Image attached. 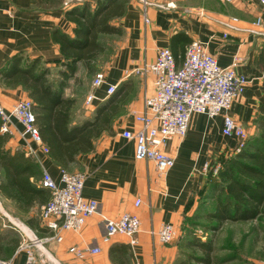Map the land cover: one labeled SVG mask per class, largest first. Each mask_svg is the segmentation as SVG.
Segmentation results:
<instances>
[{
  "label": "crops",
  "instance_id": "1",
  "mask_svg": "<svg viewBox=\"0 0 264 264\" xmlns=\"http://www.w3.org/2000/svg\"><path fill=\"white\" fill-rule=\"evenodd\" d=\"M149 2L144 9L140 0H128L122 16L111 20L121 27L122 33L102 38L105 51L98 57L102 62L99 61L96 70L105 73L107 82L116 86L115 91L107 95L102 86L96 89L97 98L92 107L83 103L86 94L80 109L72 112L71 123H79L90 117L94 107L112 94L118 108L111 119L109 133L103 131L94 139L93 150L79 154L76 162L70 165L75 172L84 174L83 195L96 199L99 208L87 218L79 233L66 232L62 241L44 243L54 264H117L109 255V248L116 243L130 246V250L119 249L124 255V264H174L179 252L176 242L162 243L150 231L165 222L181 231L185 216H190L198 205L199 196L206 192L212 178L211 170L224 154L231 152L235 143L233 138L221 133L223 114L241 123L249 135L258 129L256 122L264 109V4L260 0ZM74 3L73 0H0V68L11 55L21 52V65L40 58L41 67L48 69L52 83L51 76L56 75L58 79L59 62L63 57L51 34L58 27L72 35L74 23L66 18L65 12ZM144 12L148 22L143 19ZM257 16L262 18L263 25L255 24ZM194 39L206 43L207 52L215 56L221 67L232 65L237 73L246 75L249 82L223 113L214 117L191 115L186 136H175L164 147L174 163L160 173L152 160L135 159L134 140L121 136L125 128L136 131L140 127L133 115L143 110L144 96L154 91L151 73L127 75L126 72L144 62H153L157 49L163 46L176 54L177 64H180L186 46ZM83 66L82 62L77 63L75 76ZM72 80L68 81L63 95L76 99L67 90ZM27 97L28 92L21 85L6 86L0 81V100L4 107L10 108L15 101ZM12 127L6 147L23 150L26 139L20 134L22 126L12 120ZM39 155L40 162H35L41 174L42 169H46L57 178L58 165L48 154ZM206 163L210 166L208 170H204ZM35 181L39 183V179ZM135 199L141 201L139 206L134 204ZM3 200L17 212L4 209ZM41 207L31 208L22 221L18 218V208L0 196V218L5 217L11 223L0 222V257L10 258L11 264H24L25 253L17 250L19 226L12 236L16 239L10 240L9 229H15L12 219L16 218L23 223L22 229L32 228L38 236L45 235L46 230L37 218ZM128 211L140 218L136 244L131 246L123 235H115L110 242L104 243L101 215L112 219ZM30 215L36 216L38 229L27 224L26 218ZM5 225L9 229L3 228ZM70 246H97L99 252L78 259Z\"/></svg>",
  "mask_w": 264,
  "mask_h": 264
},
{
  "label": "built area",
  "instance_id": "2",
  "mask_svg": "<svg viewBox=\"0 0 264 264\" xmlns=\"http://www.w3.org/2000/svg\"><path fill=\"white\" fill-rule=\"evenodd\" d=\"M144 9L149 0H140ZM231 2L232 0H222ZM264 4V0H260ZM144 21L148 22L145 12ZM255 24L263 25L262 18L256 17ZM227 36L226 33H223ZM153 62H144L127 73L136 75H153L154 91L143 98L144 108L140 113H134V119L140 124L136 131L125 128L121 132L123 138L134 140L135 159L152 160L158 172H164L174 163L173 157L164 150L171 138L185 137L192 114H203L214 117L230 107L234 99L243 93L248 85L246 75L237 73L233 66H220L215 56L206 50V43L194 39L189 42L180 64H177L174 53L169 47L157 49ZM104 86L106 94L115 91L116 86L107 82L105 73H94L84 103L92 107L96 89ZM32 100L27 97L15 101L10 108L3 106L0 100V131L9 135L12 132V120L22 126L20 133L26 139L23 148L24 155L40 162V154H47L48 147L39 137L35 122ZM221 133L233 138L234 145L230 148L233 154H238L246 144L248 133L241 123L228 114H223ZM204 170L210 168L204 164ZM214 173L220 168L216 163ZM55 178L50 171L42 169L39 180L41 187L49 190V195L43 203L39 220L46 234L38 236L34 231L24 230L20 226L22 237L17 250L25 253L24 264H54L43 245L48 240L62 241L66 232L79 233L88 217L98 212L99 202L83 195L84 174L70 172L61 167ZM141 201L135 199V205ZM104 222L102 241L108 243L115 235L127 237L128 243L134 246L137 242L136 233L140 228V218L133 212H123L116 218L101 215ZM150 233L162 243H171L179 235L178 228L170 223H162ZM70 251L80 259L87 254H96L99 248L70 246ZM0 264H11L10 258L0 257ZM140 264V263H135Z\"/></svg>",
  "mask_w": 264,
  "mask_h": 264
},
{
  "label": "trees",
  "instance_id": "3",
  "mask_svg": "<svg viewBox=\"0 0 264 264\" xmlns=\"http://www.w3.org/2000/svg\"><path fill=\"white\" fill-rule=\"evenodd\" d=\"M127 1L83 0L66 10V18L74 23L72 35L58 27L51 34L63 57L59 62L56 84L49 79L48 69L41 67L40 58L21 65V52L11 55L0 68L3 84L21 85L27 90L33 103L39 137L48 147L47 154L59 168L70 169L79 154L93 150L94 139L103 131L109 133L112 128L111 119L118 109L113 103V94L99 103L90 117L72 124L76 99L64 97L63 92L68 81L75 77L77 63L82 62L91 71L94 62L105 51L102 38L122 33L121 27L111 20L122 16ZM257 127L258 135L247 141L235 158L216 173L211 170L216 179L212 181L211 178L206 194L214 200V205L206 214L215 222L214 225L226 219H255L264 205V118L257 119ZM9 137L8 133L0 131V196L11 201L20 212H28L43 205L49 190L35 181L42 176L35 160L24 155L21 149L6 147ZM198 206L203 209L202 205ZM193 216H185L181 229L184 230L185 223ZM26 221L38 229L36 216L30 215ZM183 244L191 249L187 253L189 260L198 264H213L212 241H202L188 233ZM119 249L130 250V246L116 243L109 248L111 260L124 264V255ZM174 264H189V261L178 257Z\"/></svg>",
  "mask_w": 264,
  "mask_h": 264
},
{
  "label": "rangeland",
  "instance_id": "4",
  "mask_svg": "<svg viewBox=\"0 0 264 264\" xmlns=\"http://www.w3.org/2000/svg\"><path fill=\"white\" fill-rule=\"evenodd\" d=\"M73 1H75L76 3L83 2V0ZM99 61L102 62V59L98 60L97 58V60L92 65L91 71L87 70V68L83 66L80 71H78L79 74L76 75L68 85V92L73 93L74 97L76 98V106L74 110L80 109V102L83 101L85 95L92 89L90 87V83L94 73L97 71L96 69ZM55 76H51L53 84H56L58 80ZM85 106L88 107L86 104ZM259 116L264 118V109L261 111V114ZM258 133V129H256L254 134H248L246 142L250 141L253 137H256ZM236 156V154L228 152L227 154H224L223 158L216 163H218L219 166L223 168L225 167L226 163H229V161ZM68 170L72 173L75 172L72 168ZM215 179L216 174L212 175V181ZM210 182L211 180L209 181V183ZM207 192L208 189L198 198V205H202L203 209L200 210V207L198 205L196 206L193 211L194 213H192L195 215H190L193 217L191 218V220H188L185 223L184 230H178L179 235L173 242H171H176L179 249L176 259L178 257H182L188 259L189 264H198L196 261L189 260L187 253H190L191 249L185 247L183 244L185 235L191 233V236H195L202 241H212V245L214 248L212 254V257L214 259L213 264H264V205L259 212V216L255 219L242 221L226 219L225 221L221 223L217 222L214 225L215 222L212 221L211 218H208L206 214V212H209V210L214 205V200L207 196ZM1 203L4 209L10 208L12 212H17V210H15L11 205H8V202L3 200ZM27 213L28 212L19 211L18 218L22 220L23 217L28 216ZM37 218L39 219V213L37 215ZM12 221L14 223L13 227H15L14 230L9 229V227H7L6 225L3 227L10 230L8 233L9 237L11 238L10 240L16 239L12 236L17 231V225L20 227H24L23 223L17 221L16 218H13ZM0 222L4 224L10 223L5 217H3L2 219L0 218ZM18 236L20 237L21 241L22 237L19 232Z\"/></svg>",
  "mask_w": 264,
  "mask_h": 264
}]
</instances>
